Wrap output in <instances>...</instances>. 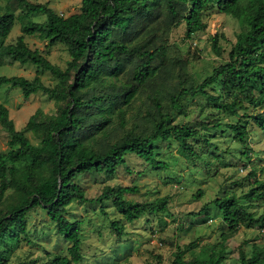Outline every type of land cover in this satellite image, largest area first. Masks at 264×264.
I'll return each mask as SVG.
<instances>
[{"label":"trees","instance_id":"obj_1","mask_svg":"<svg viewBox=\"0 0 264 264\" xmlns=\"http://www.w3.org/2000/svg\"><path fill=\"white\" fill-rule=\"evenodd\" d=\"M211 7L245 22L228 60L200 83H181L169 94L168 103L153 98L156 112L151 114V132L141 134L133 130L102 149L91 144L89 140L96 130L106 129L114 117L121 126L126 124L128 106L164 64L168 45L165 41L157 42L158 31L165 34L161 29L163 23L184 20L185 36L191 38L205 29L203 16ZM16 10L21 13L16 14ZM32 13H43L46 20L34 21ZM16 21L21 24L22 33L15 42L7 43ZM34 34L46 39L48 47L65 45L70 56L65 69L42 50L30 47L26 35ZM219 37L213 36V47L220 53ZM6 57L49 71L57 83L48 86L39 75L31 79L0 75V88H20L25 98L45 93L55 99L58 108L54 116L45 117L38 109L29 117L26 128L40 140L35 144L24 130L17 129L8 107L0 103V122L8 131L10 145L7 153L0 151V264L8 262L1 245L5 239H25L31 243L28 212L37 207L45 210L56 224L57 233L69 242L66 255L56 254L44 264H76L83 260L82 223L67 215L76 200L99 202L104 214L107 211L103 206L111 200L122 215V219L112 220L111 226L121 236L125 233V220L133 222L146 213L167 209V196L154 201L128 199L126 194L139 191L135 185H106L99 196L87 197L77 182L83 173L113 174L120 166L131 172L126 161V155L131 153L153 169L163 170L169 164L157 158L156 140H176L186 155H193L190 141L203 139L210 143L206 133L209 129L204 128L226 125L247 144L248 130L241 121L247 123L248 118L264 134V111L246 112L251 107H264V0H82L80 10L68 16L57 13L48 3L7 0L6 11L0 15V62ZM198 95L207 97L210 109L240 117L236 122H223L210 113L215 118L210 126L175 122L174 114L184 109L187 97ZM240 109L244 110V117ZM249 150L247 146L246 156ZM254 176L256 187L249 191L250 199L264 194V182ZM10 188L14 189L12 195L7 194ZM212 203L221 210L231 231L241 225H258L261 230L264 227V213L256 216L235 194L223 195ZM207 204L190 214H204ZM226 237L224 234V240ZM223 243L199 252L192 250L194 243L185 249L178 246L172 264H228ZM184 250L191 252L189 258L184 257ZM235 264H264V248L253 245L247 252L241 247Z\"/></svg>","mask_w":264,"mask_h":264},{"label":"rangeland","instance_id":"obj_2","mask_svg":"<svg viewBox=\"0 0 264 264\" xmlns=\"http://www.w3.org/2000/svg\"><path fill=\"white\" fill-rule=\"evenodd\" d=\"M31 1L48 3L64 16L78 12L82 2ZM15 5L13 2L14 10ZM6 7L7 0H0V15L6 11ZM162 9L167 12L164 7ZM15 13L21 12L16 10ZM164 15L165 13L162 17ZM30 17L34 21L46 20L43 13H32ZM203 17L205 29L197 31L191 38L185 36L184 20L166 25L163 23L161 29L165 34L158 31L157 42L165 41L168 45L164 64L152 82L128 106L126 124L121 126L118 118L114 117L106 129L96 130L89 140L91 144L102 149L133 130L141 134L151 132V114L156 112L153 98L157 97L163 103H168L169 94L179 88L181 83H200L216 66L228 60L231 47L245 22L220 12L216 7L207 9ZM21 33V24L16 21L7 43L15 42ZM215 34L220 35V53L213 47ZM26 41L30 47L42 50L52 62L66 68L70 56L64 44L57 43L48 47V41L38 34L26 35ZM0 75H20L30 79L39 75L48 86L57 83L49 71H42L30 62H14L7 57L0 62ZM0 103L8 107L17 129L24 130L35 144L40 140L26 128L29 117L38 109L45 117L54 116L58 108L55 99L45 93L38 92L25 98L20 88L9 85L0 88ZM257 110L264 111V107H251L246 112ZM210 113L223 122H236L240 117L210 109L207 97L198 95L187 97L184 109L174 114V118L178 123L188 121L195 126H210L215 120L209 116ZM239 113L244 117L243 109ZM248 119L247 123L240 119L248 130L247 144H243L226 125L221 128H204L209 129L206 133L210 143L203 139L190 141L195 152L193 155H186L176 140H156L157 158L169 164L163 170L153 169L143 158L131 153L126 155L131 172L120 166L113 174L83 173L77 182L83 187L87 197L99 196L106 185H135L139 191L126 194L128 199L154 201L167 196L169 202L165 210L146 213L133 222L125 220V233L121 236L111 226L112 220L122 219L111 200H107L103 206L107 214L102 212L99 202L74 201L69 206L67 215L81 221L83 239V260L76 264H172L178 246L185 249L188 244L194 243L192 250L199 252L212 246L219 247L222 242L226 246L225 262L235 264L241 247L247 252L251 251L253 245L264 248V231L260 226L249 228L241 225L231 231L223 221L221 210L212 203L223 195L235 194L256 216L264 213V194L254 199L247 196L256 187L254 175L264 182V134L251 118ZM247 146L250 148L248 156L244 153ZM9 147L8 131L0 122V151L7 153ZM13 191L10 188L7 194L12 195ZM11 200L10 198L7 202ZM206 204L208 209L204 214H190L199 211ZM28 220L31 243L25 239L16 241L10 238L1 242L7 264H44L56 254H67L69 242L60 237L56 224L50 220L45 210L39 207L31 209ZM224 234L227 236L226 240ZM190 254V251L184 250V257L189 258Z\"/></svg>","mask_w":264,"mask_h":264},{"label":"built area","instance_id":"obj_3","mask_svg":"<svg viewBox=\"0 0 264 264\" xmlns=\"http://www.w3.org/2000/svg\"><path fill=\"white\" fill-rule=\"evenodd\" d=\"M262 230L264 231V227L262 228Z\"/></svg>","mask_w":264,"mask_h":264}]
</instances>
